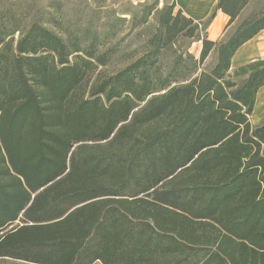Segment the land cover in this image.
<instances>
[{"label": "trees", "instance_id": "16d2710c", "mask_svg": "<svg viewBox=\"0 0 264 264\" xmlns=\"http://www.w3.org/2000/svg\"><path fill=\"white\" fill-rule=\"evenodd\" d=\"M249 1L215 10L232 24ZM215 10L199 25L164 3L148 52L96 74L99 25L65 39L60 0H0V264H264V59L230 72L264 11L214 41Z\"/></svg>", "mask_w": 264, "mask_h": 264}, {"label": "rangeland", "instance_id": "374dc122", "mask_svg": "<svg viewBox=\"0 0 264 264\" xmlns=\"http://www.w3.org/2000/svg\"><path fill=\"white\" fill-rule=\"evenodd\" d=\"M48 1L53 2V0H39L44 7L47 6ZM172 1L176 3V0H60L63 3V14L59 17L61 22L58 25L51 24V27L66 39L68 32L80 23L85 26L99 25L104 37L109 34V37H103L107 42L105 49L110 48L114 52L107 64L98 66L96 74L98 72L113 74L148 52L150 41L159 26L158 10L164 3L170 4ZM178 9L182 10L176 3V10ZM262 11H264V0H250L240 17L232 24L228 23L222 38L228 37L235 31L244 19ZM145 17L147 20L143 21ZM195 22L202 21L195 20ZM201 49L202 42L188 36L178 37L174 45V51L190 52L196 58H199ZM173 61V53L167 51L162 55L159 64L162 65L165 73L170 70ZM216 62L217 50H213L202 64V69L211 70ZM233 78L238 83L245 80V76H233ZM253 118L257 121V117Z\"/></svg>", "mask_w": 264, "mask_h": 264}, {"label": "crops", "instance_id": "0c3cea01", "mask_svg": "<svg viewBox=\"0 0 264 264\" xmlns=\"http://www.w3.org/2000/svg\"><path fill=\"white\" fill-rule=\"evenodd\" d=\"M218 0H176L178 8H182L184 14L196 21L206 20L215 10ZM230 16L221 9L215 10V15L210 21L206 34L209 39L219 40L223 37ZM264 59V29L253 38L245 42L235 53L231 62L230 72L252 61ZM253 117H257V121ZM264 119V85L260 87L256 95V101L251 121L258 124Z\"/></svg>", "mask_w": 264, "mask_h": 264}]
</instances>
